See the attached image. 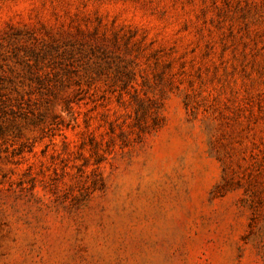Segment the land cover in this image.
I'll list each match as a JSON object with an SVG mask.
<instances>
[{
  "label": "rangeland",
  "instance_id": "374dc122",
  "mask_svg": "<svg viewBox=\"0 0 264 264\" xmlns=\"http://www.w3.org/2000/svg\"><path fill=\"white\" fill-rule=\"evenodd\" d=\"M0 264H264V0H0Z\"/></svg>",
  "mask_w": 264,
  "mask_h": 264
}]
</instances>
